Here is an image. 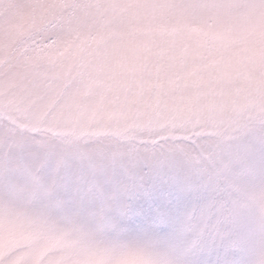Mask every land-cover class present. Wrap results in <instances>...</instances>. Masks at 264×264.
I'll use <instances>...</instances> for the list:
<instances>
[{"label": "snow or ice", "instance_id": "6c2138e0", "mask_svg": "<svg viewBox=\"0 0 264 264\" xmlns=\"http://www.w3.org/2000/svg\"><path fill=\"white\" fill-rule=\"evenodd\" d=\"M0 264H264V0H0Z\"/></svg>", "mask_w": 264, "mask_h": 264}]
</instances>
